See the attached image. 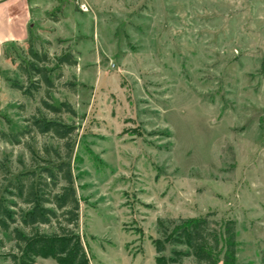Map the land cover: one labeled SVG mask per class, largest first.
Listing matches in <instances>:
<instances>
[{"label": "rangeland", "instance_id": "obj_1", "mask_svg": "<svg viewBox=\"0 0 264 264\" xmlns=\"http://www.w3.org/2000/svg\"><path fill=\"white\" fill-rule=\"evenodd\" d=\"M33 24L1 67L0 133L23 132L44 95L8 82H25L27 41L74 52L56 82L78 91L53 102L77 111L71 166L91 264H157L159 219L210 212L236 222L237 264H264V0H39ZM24 142L38 152L51 140ZM25 146L0 144L10 180L37 168ZM0 241V264H14L15 243Z\"/></svg>", "mask_w": 264, "mask_h": 264}, {"label": "trees", "instance_id": "obj_2", "mask_svg": "<svg viewBox=\"0 0 264 264\" xmlns=\"http://www.w3.org/2000/svg\"><path fill=\"white\" fill-rule=\"evenodd\" d=\"M26 45L28 60L17 66L25 82L8 80L10 88L31 100L42 91L44 95L36 113L25 120L27 128L15 135L0 133V144H24L38 163L35 170H26L10 180L8 166L0 162V174L7 183L5 187L0 184V234H8L15 243L16 253L8 255L14 264H36L39 258L53 259L58 264H91L78 231L80 203L71 166L78 128L67 117L77 118V111L68 101L53 102L59 88L77 93L75 79L61 86L56 81L64 78V67H77L79 61L70 49L53 58L49 52L37 49L31 38ZM5 55L10 58L7 51ZM36 136L51 142L35 152L33 144L24 140ZM157 232V264H183L190 257L196 264H237V224L218 219L215 212L195 218L159 219ZM168 247H184L187 251L173 250L166 257Z\"/></svg>", "mask_w": 264, "mask_h": 264}, {"label": "crops", "instance_id": "obj_3", "mask_svg": "<svg viewBox=\"0 0 264 264\" xmlns=\"http://www.w3.org/2000/svg\"><path fill=\"white\" fill-rule=\"evenodd\" d=\"M39 0H0V86H5L1 67L7 63L8 47L25 42L32 31ZM36 264H58L39 258Z\"/></svg>", "mask_w": 264, "mask_h": 264}, {"label": "built area", "instance_id": "obj_4", "mask_svg": "<svg viewBox=\"0 0 264 264\" xmlns=\"http://www.w3.org/2000/svg\"><path fill=\"white\" fill-rule=\"evenodd\" d=\"M80 9L82 12L87 13L89 12V6L87 4H81Z\"/></svg>", "mask_w": 264, "mask_h": 264}]
</instances>
